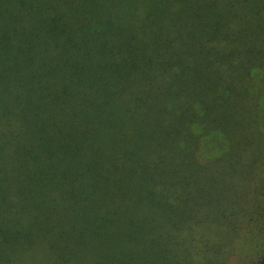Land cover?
Listing matches in <instances>:
<instances>
[{
    "label": "trees",
    "instance_id": "obj_1",
    "mask_svg": "<svg viewBox=\"0 0 264 264\" xmlns=\"http://www.w3.org/2000/svg\"><path fill=\"white\" fill-rule=\"evenodd\" d=\"M230 12L0 0V264L171 262L217 162L209 91Z\"/></svg>",
    "mask_w": 264,
    "mask_h": 264
},
{
    "label": "rangeland",
    "instance_id": "obj_2",
    "mask_svg": "<svg viewBox=\"0 0 264 264\" xmlns=\"http://www.w3.org/2000/svg\"><path fill=\"white\" fill-rule=\"evenodd\" d=\"M226 3L228 29L216 41L224 58L215 67L218 85L209 91L211 162H217L196 181L204 186L192 224L168 264H257L264 256V0ZM133 241L152 245L151 239Z\"/></svg>",
    "mask_w": 264,
    "mask_h": 264
}]
</instances>
